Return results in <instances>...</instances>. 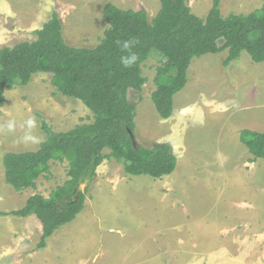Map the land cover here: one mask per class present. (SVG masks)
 <instances>
[{
  "label": "rangeland",
  "instance_id": "374dc122",
  "mask_svg": "<svg viewBox=\"0 0 264 264\" xmlns=\"http://www.w3.org/2000/svg\"><path fill=\"white\" fill-rule=\"evenodd\" d=\"M263 3L264 0H223L221 12L224 17L249 14ZM108 4L146 11L150 20L161 6L160 0H0V49L35 41V31L55 12L62 20L68 44L95 48L108 29L103 13ZM212 4L213 0H187L192 13L203 19ZM227 57L228 51H224L193 60L189 82L175 96L170 119L161 118L152 102L157 68L164 62L160 53L153 52L143 64L147 79L143 91L129 92L137 109V142L146 147L168 143L179 159L172 176L177 175L170 183H188L186 210L190 224H179L167 208V212L164 206L159 208L158 198L150 194L148 186L141 185L149 181L152 186L150 181L155 179L150 176L129 175L126 185L114 181L115 185L105 184L109 179L128 175L121 163L106 160L89 188L86 189L88 184L81 187L86 194L84 210L49 238L43 249L38 248L43 232L40 221L10 213L24 208L36 194L48 198L67 181L69 164L53 162L51 172L37 181V189L16 192L6 183L4 156L9 152L37 151L46 138L43 122L58 133L68 132L92 123L94 115L80 100L61 94L51 74H37L27 86L8 90L5 105L0 108V264H4L5 257L9 259L5 264H138L141 260V264H163L157 256L163 241L179 231L183 236L180 248L188 243L184 227L194 228L191 234L203 241V246H212L214 255L207 256L203 264H264V159L251 167L254 157L240 140L242 130L264 132V63L253 62L244 52L225 66ZM30 116L38 124L34 134L41 138L39 144L21 140L23 122ZM10 118L16 120L12 133L3 130ZM202 182L218 187L198 189L197 183ZM220 190L224 199L218 203L215 196ZM234 209L244 210L243 215L235 216L238 223L232 221ZM256 211L262 216L259 226L252 224V215L246 222ZM178 226L182 228L177 230ZM203 246L197 251L201 252ZM180 255L166 256L165 262L193 263L194 253L184 251Z\"/></svg>",
  "mask_w": 264,
  "mask_h": 264
},
{
  "label": "trees",
  "instance_id": "16d2710c",
  "mask_svg": "<svg viewBox=\"0 0 264 264\" xmlns=\"http://www.w3.org/2000/svg\"><path fill=\"white\" fill-rule=\"evenodd\" d=\"M222 1L213 0L204 19L192 13L187 0H160V11L153 20L146 11L108 4L103 12L108 29L95 48L68 44L62 20L55 12L35 31V41L0 49V108L5 105L8 90L27 86L35 75L47 73L53 76L52 83L61 94L80 100L94 115L92 123L68 132L58 133L43 122L46 138L37 151L9 152L4 156L6 183L16 192L37 189V181L51 172L53 162L69 164L67 181L48 198L36 194L24 208L10 213L40 221L43 232L39 249L45 248L49 238L84 210L86 194L81 187L88 184L86 189L89 188L106 160L121 163L128 175L154 179L170 176L177 169L178 158L170 144L146 147L137 142V109L129 92L143 91L147 83L143 64L153 52L164 59L157 68L156 90L152 94V102L163 119L173 116L175 96L187 86L188 71L195 58L228 51L224 62L228 66L247 52L253 62L264 63V3L249 14L224 17ZM131 37L139 40L133 49L139 60L125 68L119 59L125 53L115 42ZM240 140L254 161L264 159V132L245 129Z\"/></svg>",
  "mask_w": 264,
  "mask_h": 264
},
{
  "label": "crops",
  "instance_id": "0c3cea01",
  "mask_svg": "<svg viewBox=\"0 0 264 264\" xmlns=\"http://www.w3.org/2000/svg\"><path fill=\"white\" fill-rule=\"evenodd\" d=\"M184 143L186 144L187 140L184 141ZM178 161H179V159H178ZM251 162H252L251 167H255V162L257 164V161L252 160ZM249 169H247V170H249ZM253 169H255V168H253ZM124 172H125V170H124ZM125 175H126V172H125ZM126 176H127L126 178H124V176L123 177L118 176V178L109 179V181L105 184L111 183V184L115 185L113 183V181H114V182H120L121 184L124 183V185H126L130 181L129 175H126ZM175 176L170 175V176H167L163 179H155L154 181H150L151 184H153L152 186H150L149 181L146 182L145 184H141V185L148 186V189L150 190V194L153 197L155 196L156 198H158L159 208H162V206H164V209L166 210V212L168 209L169 214H172L174 217H176L179 224L182 221V222H187V224L189 225L190 220L189 221H187V220L191 219V217L189 215V212L186 210V208H187L186 202L189 199L190 189L188 188V185H185L188 183H185L183 181H179V182L176 181L177 183L175 182L174 184H171L170 180L171 179L174 180ZM197 184H200L198 189L217 188L218 187V186L213 187L210 182H202V183H197ZM144 186H142V187L145 188ZM154 186H156V188H154ZM181 189L183 190L184 193H182ZM219 193L220 194L215 196V200L218 203H220L224 199L221 197L222 193H223L222 190H220ZM228 200H230V198ZM243 214H244V210L239 211L237 209H234V214L232 215V221L235 223H238V220L236 219L235 216L243 215ZM250 216H251L252 224L253 225L256 224L259 226V224L261 222V218H262L261 213H259L258 211L251 213L247 217V220H246L247 223H249ZM29 218H31V217H29ZM179 228H182V226H178L176 229L178 230ZM184 229H185L186 233H188V234H185V235H187L186 239L188 240V243L186 244V246L184 248H180L179 239L183 238V236L180 234L179 231H178V233L174 232L173 236L168 237L165 241H163V243L161 245V250H160V252L157 253V256H159L163 259V264H167V261L165 262L166 256H175V257L181 256L180 253H182L184 251L188 252V253H194L195 254V255H193L194 261L192 264H203V262L207 261V259H206L207 256L214 255V252L212 251V246H210L208 244L203 246L202 245L203 241L199 242L198 239L195 238V236H193L191 234V231H192V233L195 231L194 228L190 229L189 227H187V228L184 227ZM174 243H176V247L174 246ZM178 245H179V248H178ZM199 246L204 247V249L201 250V252L197 251V247H199ZM227 248H228V246H227ZM178 249H179V251H177ZM231 253H228V254L231 255ZM198 257H200V259H198ZM8 261H9V259H7L5 257V260L3 261V263L5 264ZM141 263H142V260L138 264H141Z\"/></svg>",
  "mask_w": 264,
  "mask_h": 264
},
{
  "label": "clouds",
  "instance_id": "9594fccd",
  "mask_svg": "<svg viewBox=\"0 0 264 264\" xmlns=\"http://www.w3.org/2000/svg\"><path fill=\"white\" fill-rule=\"evenodd\" d=\"M117 46L121 49V51L125 54L120 56V63L125 68H131L137 64L139 60V56L133 49L139 44V40L136 37H131L124 40H117L115 42ZM16 120L14 118H10L6 124L4 125V129L9 133L15 131ZM24 127V135L21 138L23 143L30 144H39L41 142V138L34 134L35 129L38 127L37 121L34 117H28L23 122Z\"/></svg>",
  "mask_w": 264,
  "mask_h": 264
},
{
  "label": "water",
  "instance_id": "95a60500",
  "mask_svg": "<svg viewBox=\"0 0 264 264\" xmlns=\"http://www.w3.org/2000/svg\"><path fill=\"white\" fill-rule=\"evenodd\" d=\"M130 135L132 137V140L134 141V144L136 145V138L133 132L130 131Z\"/></svg>",
  "mask_w": 264,
  "mask_h": 264
}]
</instances>
